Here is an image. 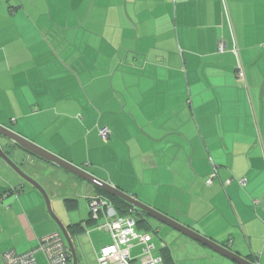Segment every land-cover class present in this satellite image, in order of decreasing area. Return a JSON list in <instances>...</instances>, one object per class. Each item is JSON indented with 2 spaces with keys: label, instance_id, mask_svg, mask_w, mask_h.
Wrapping results in <instances>:
<instances>
[{
  "label": "crops",
  "instance_id": "crops-1",
  "mask_svg": "<svg viewBox=\"0 0 264 264\" xmlns=\"http://www.w3.org/2000/svg\"><path fill=\"white\" fill-rule=\"evenodd\" d=\"M0 126L264 264V0H0ZM0 141L45 190L73 180L104 197ZM0 197V264L59 234L1 159ZM87 219L62 225L70 239Z\"/></svg>",
  "mask_w": 264,
  "mask_h": 264
},
{
  "label": "rangeland",
  "instance_id": "rangeland-1",
  "mask_svg": "<svg viewBox=\"0 0 264 264\" xmlns=\"http://www.w3.org/2000/svg\"><path fill=\"white\" fill-rule=\"evenodd\" d=\"M21 170L27 176L33 175L35 177V175H40V172L35 171L31 164L26 167L23 165ZM51 179V186L49 187L51 190L42 188L46 193L54 218L62 225L67 224L68 221L84 219L88 212L85 198L89 195L84 189V184L73 180L70 183L66 180ZM69 193H72L78 201V207L73 211H67L63 204L64 195H68ZM39 195L42 197L40 193ZM41 199L46 209L43 197ZM45 212L48 219L55 225L48 211L45 210ZM145 219L148 227H144L145 225L140 226L138 227V231L150 237L151 243L154 246L153 256L158 255L160 247L164 246L169 251L174 264H235L171 228L147 216H145ZM103 221L104 218L101 216L96 224L100 225ZM96 224L86 227L90 231L89 237L85 232L71 236L73 248L78 260L77 264H96L92 247L98 248L100 245L109 241V237L104 231L96 229ZM139 252V248L132 251L133 254H138ZM257 257L260 258L259 255ZM35 260L36 264H50L47 255L42 250L36 252Z\"/></svg>",
  "mask_w": 264,
  "mask_h": 264
},
{
  "label": "built area",
  "instance_id": "built-area-1",
  "mask_svg": "<svg viewBox=\"0 0 264 264\" xmlns=\"http://www.w3.org/2000/svg\"><path fill=\"white\" fill-rule=\"evenodd\" d=\"M218 52H223V46L218 47ZM234 53L237 54V51L234 50ZM236 73L237 77L245 82L241 63L237 64ZM109 135L110 132L106 128L99 131V136L104 141ZM214 178V174L210 175L206 184L210 185ZM229 183L230 181H226V185ZM240 185L243 186L244 181H240ZM87 206L92 225L102 216L104 221L100 225L96 224V229L104 231L109 237L107 243L98 248L92 247L96 264H164L161 256H153L154 246L150 237L137 230L134 210L118 215L113 205L98 195H89ZM83 232L89 237L90 231L86 227ZM138 248L140 252L133 254L132 251ZM39 250L45 252L50 264H72L70 254L62 249V241L58 233L42 238L36 248L26 253L5 252L2 255V262L3 264H36L35 254Z\"/></svg>",
  "mask_w": 264,
  "mask_h": 264
},
{
  "label": "water",
  "instance_id": "water-1",
  "mask_svg": "<svg viewBox=\"0 0 264 264\" xmlns=\"http://www.w3.org/2000/svg\"><path fill=\"white\" fill-rule=\"evenodd\" d=\"M0 138L3 140H6L14 145H16L18 148H20L22 151L29 153L30 155L34 156L35 158H38L44 162L55 164L56 166L62 168L63 170L69 172L70 174L76 176L78 179L84 181L85 183L93 186L94 188L102 191L105 194H108L109 196L118 198L131 206H133L135 209L139 210L140 212L147 215L149 218L171 228L172 230L178 232L179 234L189 238L190 240L210 249L211 251L215 252L216 254L228 259L231 262H234L235 264H251L249 261H247L244 258H241L237 256L236 254L224 249L222 246L212 242L208 238L200 235L199 233L193 231L191 228L181 224L177 220L167 216L166 214H163L154 208L147 206L140 201L136 200L133 196H129L121 192L115 187L110 186L106 182H102L93 176L87 174L86 172L80 170L79 168L72 166L71 164L57 158L56 156L42 150L38 146L34 145L31 142H28L27 140L21 138L17 134L13 133L9 129L0 126ZM8 152L3 151V149L0 146V159L7 164V166L24 182L29 183L32 185L43 197L44 203L46 206V209L48 213L50 214L52 220L57 225L59 229V236L62 241V249L63 251H66L71 256V263L77 264V256L75 254V250L73 248V244L71 239L69 238L66 230L62 226V224L56 220L52 214L50 204L48 201V198L46 196V193L41 185H39L36 181L28 177L27 175L22 172V170L16 166L9 158Z\"/></svg>",
  "mask_w": 264,
  "mask_h": 264
},
{
  "label": "trees",
  "instance_id": "trees-1",
  "mask_svg": "<svg viewBox=\"0 0 264 264\" xmlns=\"http://www.w3.org/2000/svg\"><path fill=\"white\" fill-rule=\"evenodd\" d=\"M11 146L13 147H17L16 145L12 144L11 143ZM19 189V187H16ZM95 191L101 195H103L104 197H106V199L111 202V204L113 205V207L116 209V211L118 212L117 214L118 215H124V214H127L129 213V211L131 210H134V216H135V220L137 221V225L140 227V226H144V227H148L147 226V222H146V219H145V214L140 212L139 210L135 209L133 206H131L130 204L118 199V198H115V197H112V196H109V195H106L105 193L95 189ZM10 192V191H8ZM7 192V193H8ZM13 192V191H12ZM99 196V195H98ZM103 197V198H104ZM91 219L89 218V215H88V219L85 221L84 224H89V225H92L91 223ZM191 228V227H190ZM193 231L197 232L196 230H194L193 228H191ZM83 230H84V226L83 224H77V225H71L69 226V231H71L72 233H74V235L76 234H82L83 233ZM198 233V232H197ZM160 256L163 258V261H164V264H174L173 263V260L170 256V253L169 251L164 247L162 246L161 249H160Z\"/></svg>",
  "mask_w": 264,
  "mask_h": 264
}]
</instances>
